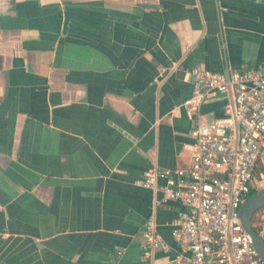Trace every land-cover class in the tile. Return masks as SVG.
<instances>
[{
	"label": "crops",
	"instance_id": "crops-1",
	"mask_svg": "<svg viewBox=\"0 0 264 264\" xmlns=\"http://www.w3.org/2000/svg\"><path fill=\"white\" fill-rule=\"evenodd\" d=\"M263 65L264 0H0V264L179 258L184 204L137 182L187 170L192 130L224 116L188 118L195 69Z\"/></svg>",
	"mask_w": 264,
	"mask_h": 264
},
{
	"label": "built area",
	"instance_id": "built-area-1",
	"mask_svg": "<svg viewBox=\"0 0 264 264\" xmlns=\"http://www.w3.org/2000/svg\"><path fill=\"white\" fill-rule=\"evenodd\" d=\"M192 76L193 96L184 104L188 118L199 120L201 107L215 99L224 100V116L199 121L192 130L187 170H151L137 185L155 190L164 179L162 201L186 208L172 232L182 255L169 264H264L241 219L243 205L264 188V175L257 174L264 152V65L217 74L195 69ZM144 238L147 249L168 250L153 219ZM122 255L117 250V260Z\"/></svg>",
	"mask_w": 264,
	"mask_h": 264
},
{
	"label": "water",
	"instance_id": "water-1",
	"mask_svg": "<svg viewBox=\"0 0 264 264\" xmlns=\"http://www.w3.org/2000/svg\"><path fill=\"white\" fill-rule=\"evenodd\" d=\"M262 209H264V188L254 193L243 205L241 219L244 230L251 237L255 249L264 261V237L255 231L253 224L255 215Z\"/></svg>",
	"mask_w": 264,
	"mask_h": 264
},
{
	"label": "trees",
	"instance_id": "trees-1",
	"mask_svg": "<svg viewBox=\"0 0 264 264\" xmlns=\"http://www.w3.org/2000/svg\"><path fill=\"white\" fill-rule=\"evenodd\" d=\"M257 174H259V168H258V172H257ZM258 191H259V190H258ZM256 192H257V191H254L253 194L256 193ZM253 194H252V195H253ZM262 210H263V209H262ZM262 210H260L259 212H261ZM259 212L255 215V217H254V219H253V224L256 222V218H257ZM255 231L258 232V233L261 235V230H260L258 227H255Z\"/></svg>",
	"mask_w": 264,
	"mask_h": 264
}]
</instances>
